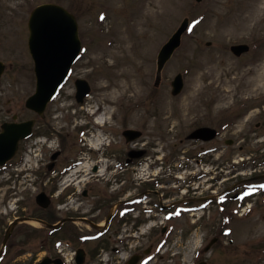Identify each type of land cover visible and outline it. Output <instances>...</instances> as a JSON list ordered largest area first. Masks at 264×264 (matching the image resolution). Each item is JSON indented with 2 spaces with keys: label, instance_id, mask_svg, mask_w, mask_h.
<instances>
[{
  "label": "rangeland",
  "instance_id": "rangeland-1",
  "mask_svg": "<svg viewBox=\"0 0 264 264\" xmlns=\"http://www.w3.org/2000/svg\"><path fill=\"white\" fill-rule=\"evenodd\" d=\"M46 2L76 14L84 47L66 84L39 116L26 107L36 89L28 20L31 10ZM186 18L191 25L183 44L155 86L158 52ZM238 43L249 44L251 50L237 56L231 46ZM0 60L6 64L0 77V131L4 122L36 120L34 135L21 143L17 156L0 171L1 241L17 214H30L46 163L60 148L64 161L86 159L91 166L104 162L101 173L89 168L88 174L91 181L108 182L100 190L128 181L135 193L152 177L161 178L164 184L157 189L165 188L167 197L161 192L156 199L159 196L167 205L184 200L183 195L200 202L242 182L264 179V0H0ZM180 73L184 90L174 95L172 81ZM77 78L92 86L84 103L76 100ZM98 106L112 109H106L107 121L101 128L91 115ZM199 126L217 128L220 134L208 142L190 139ZM127 128L140 130L142 136L127 141L123 134ZM101 130L107 145L93 151L86 142ZM201 145L219 149L200 163ZM131 149L146 151L136 158L141 161L138 165L124 163ZM183 160L189 166L178 170ZM199 171L207 175L196 184L178 183L180 176ZM92 200H86L87 209ZM247 204L253 208L241 218L244 210L236 201L231 203L236 212L229 235L222 233L224 212L215 205L197 216L171 220L177 230L151 264H264V192ZM143 219L139 233L133 224L136 240L126 256L143 253L160 236L163 217ZM80 226L90 234L97 230L90 224ZM217 236L219 241L206 252L205 246ZM30 241L28 236L29 248L18 264H34L46 255L45 248ZM97 241L86 244L97 253L92 255L94 263L110 264V240L105 249Z\"/></svg>",
  "mask_w": 264,
  "mask_h": 264
},
{
  "label": "flooded vegetation",
  "instance_id": "flooded-vegetation-1",
  "mask_svg": "<svg viewBox=\"0 0 264 264\" xmlns=\"http://www.w3.org/2000/svg\"><path fill=\"white\" fill-rule=\"evenodd\" d=\"M225 126L224 124L223 127ZM198 141L208 142L201 139ZM200 147L201 150L197 154V160L200 163H204L206 156L219 149L215 146L205 147L201 145ZM131 152H134V150L131 149L128 152L127 160L124 163L138 165L141 161L136 160L138 157L131 156ZM139 153L142 156L146 151L139 150ZM62 155V148L52 152L51 160L45 166V176L38 181L39 187L34 194L35 204L31 208L30 214H17L10 223L11 225L16 221L9 238L6 241V231L2 241L0 240L2 247L5 243L8 250L6 255L7 251L2 252L1 248L0 264H18V260L25 253L24 250L29 248L27 245L28 236L31 238L30 242L35 244L36 247L46 249V255L39 260H35L34 264H95V258L92 256L95 252L86 244L97 240L100 249H105L108 240H110L111 257L108 258L110 264H151L160 257L177 230V225L170 222L171 220L183 217L186 214L197 216L199 213L209 211L214 205L219 207V210L226 215L231 210V203H234L233 200L228 199L230 195L232 194V198H236L238 191L243 190L247 183L251 182V180L242 182L240 186L232 190L227 188L217 195L210 194L200 202H197L193 197L183 195L184 200L167 205L164 203V199L163 201L160 200L159 196V199H156L161 192L164 197H167L165 188H162V190L157 189V186L164 184L161 178L152 177V181L145 184L141 191L135 193L132 192L133 185L128 181L119 183L115 181L117 183L115 185L109 184L110 188L107 190H100V185L102 183L108 185V182L89 180V169H80L86 160L64 161L61 160ZM99 166L100 162L93 164L90 167L91 172L102 169ZM184 166L189 165L185 160L180 161L178 170L183 169ZM235 168H238V166L236 165ZM206 175V172H194L191 175L180 176L178 183L196 184L197 180ZM42 194L45 198L43 202H40L39 196ZM91 198L93 200L87 209L86 200ZM250 199H243L240 203L241 208ZM40 211L43 215L39 214ZM144 215L150 219L153 216L157 219L159 217L160 220L161 216L165 217L161 222H164V224L160 227V236L153 240L143 253L140 252L133 257H131L132 254L126 256L130 244L136 240V237L133 236L135 229L133 224L136 225V233H139L144 222ZM23 223H30L32 227L30 228ZM81 224H90V227L97 228V230L93 234L83 232V225L80 226ZM26 228H29V231L25 230ZM44 233L46 235L43 236L41 242H38V237ZM14 236L15 241H12L11 239ZM141 236H145V233H140ZM23 237L25 238L23 239ZM214 238L219 241L218 236ZM10 248H13L14 251L12 252ZM36 249L38 250V248ZM71 250H74V252L72 251L73 256L68 257L67 254ZM194 258L195 263H197L198 252L194 253Z\"/></svg>",
  "mask_w": 264,
  "mask_h": 264
},
{
  "label": "water",
  "instance_id": "water-1",
  "mask_svg": "<svg viewBox=\"0 0 264 264\" xmlns=\"http://www.w3.org/2000/svg\"><path fill=\"white\" fill-rule=\"evenodd\" d=\"M188 21L187 18L184 19L177 31L160 50L156 85L161 80L164 65L180 46L182 35L188 27ZM29 29V49L35 61L38 82L36 92L27 99L26 106L43 114L48 102L66 79L73 62L80 53L81 42L78 35V22L76 17L65 7L55 3H45L37 6L32 11L29 19ZM249 48L247 44H237L232 46V51L237 55H241ZM5 68V63L0 60V77ZM84 82L83 80L77 82L79 87L77 98L79 101H83L84 96L89 92V87ZM172 86L174 95L182 91L184 80L181 74L176 76ZM34 122V119H29L2 124L0 131V165L5 164L16 155L20 141L32 133ZM124 134L128 140H134L142 133L138 130L129 129ZM215 134L214 129L201 128L192 133L191 137L211 139ZM139 154V152H131L132 156ZM44 198V194L40 195V202H43Z\"/></svg>",
  "mask_w": 264,
  "mask_h": 264
},
{
  "label": "bare ground",
  "instance_id": "bare-ground-1",
  "mask_svg": "<svg viewBox=\"0 0 264 264\" xmlns=\"http://www.w3.org/2000/svg\"><path fill=\"white\" fill-rule=\"evenodd\" d=\"M108 99H109V98H108ZM109 102L112 104L113 99L110 98V99H109ZM106 109H107V111L112 112L111 106L107 107ZM100 141H102L101 136H100V138H98V139H96V140H92V141H91V144H92L94 147H97L99 144H101ZM99 162H100V166H99V167L102 168V169L97 170V172H96V171H92L94 174H97V175H98L99 173H101V171H103V167L105 166L104 162H102V161H99ZM99 162H98V163H99ZM101 162H102V163H101ZM90 167H91V164L89 163V161H86V162L80 167V169L88 170ZM87 174H88V173H87Z\"/></svg>",
  "mask_w": 264,
  "mask_h": 264
}]
</instances>
